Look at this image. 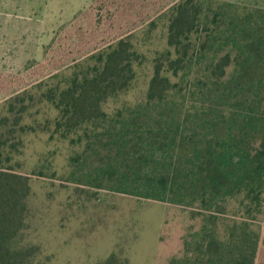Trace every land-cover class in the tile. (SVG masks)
Here are the masks:
<instances>
[{"label": "trees", "instance_id": "1", "mask_svg": "<svg viewBox=\"0 0 264 264\" xmlns=\"http://www.w3.org/2000/svg\"><path fill=\"white\" fill-rule=\"evenodd\" d=\"M163 15L173 57L167 52L154 60L144 102L102 109L131 82L133 64L140 62L129 36L75 65L64 86L55 81L45 90L36 86L33 94L24 89L5 102L0 264L49 261L36 259L40 247L24 235L29 178L11 162L21 134L36 128L84 146L80 160L93 169L72 172L76 182L203 215L200 228L184 240L182 255L167 264H264V226L255 228L242 216L230 220L225 237L216 231L227 198L242 194L259 207L264 190V8L238 13L228 3L179 0ZM34 98L56 115L24 122ZM97 264L129 260L113 251Z\"/></svg>", "mask_w": 264, "mask_h": 264}, {"label": "rangeland", "instance_id": "2", "mask_svg": "<svg viewBox=\"0 0 264 264\" xmlns=\"http://www.w3.org/2000/svg\"><path fill=\"white\" fill-rule=\"evenodd\" d=\"M178 1L0 0V85H4L0 114L6 113L5 102L15 93L25 89L33 94L39 91L36 86L45 90L55 81L64 86L75 65L127 36L141 55L140 62L133 64L131 82L110 96L102 109L109 113L144 102L154 60L167 52L173 57L163 14ZM209 1L228 3L238 13L264 8V0ZM36 100L29 103L24 122L56 115L51 105ZM50 133L26 130L19 150L12 152L14 168L29 178L24 235L40 247L36 259L48 258V264H97L116 251L129 264H167L182 255L184 240L200 228L203 215L189 207L76 182L72 172L80 176L93 169L89 161L80 160L84 146ZM260 201L257 207L242 194L227 198L216 221L218 235L225 237L230 220L242 216L253 227H263L264 190Z\"/></svg>", "mask_w": 264, "mask_h": 264}]
</instances>
